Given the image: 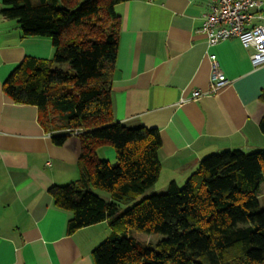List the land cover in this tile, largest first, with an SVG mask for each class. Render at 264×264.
<instances>
[{
  "label": "crops",
  "instance_id": "0c3cea01",
  "mask_svg": "<svg viewBox=\"0 0 264 264\" xmlns=\"http://www.w3.org/2000/svg\"><path fill=\"white\" fill-rule=\"evenodd\" d=\"M3 7L0 0V264H96L92 252L111 235L109 223L69 234L71 215L49 193L53 185L80 179L79 136L55 145L38 108L16 104L3 90L24 59L52 60L53 43L24 37L17 21L1 15ZM207 12L206 0H128L116 6L121 30L112 75L114 121L157 129L162 140L160 177L149 195L165 192L172 182L182 187L208 156L264 149V65L254 67L252 50L237 38L208 45L200 33ZM212 55L228 83L207 95ZM196 91L204 95L193 100ZM97 156L117 160L110 146L100 147ZM260 193L264 209V183Z\"/></svg>",
  "mask_w": 264,
  "mask_h": 264
},
{
  "label": "trees",
  "instance_id": "16d2710c",
  "mask_svg": "<svg viewBox=\"0 0 264 264\" xmlns=\"http://www.w3.org/2000/svg\"><path fill=\"white\" fill-rule=\"evenodd\" d=\"M126 1L3 0L1 15L17 21L24 37L48 38L55 49L50 61L24 59L4 93L37 107L57 146L68 131H82L80 179L49 189L55 206L71 215L69 234L109 223L111 235L92 252L96 264H264V149L208 156L182 187L172 182L138 202L159 180L162 140L157 129H129L113 118L116 6ZM104 146L115 150V163L98 158ZM129 231L164 238L142 246Z\"/></svg>",
  "mask_w": 264,
  "mask_h": 264
},
{
  "label": "built area",
  "instance_id": "2783aa9c",
  "mask_svg": "<svg viewBox=\"0 0 264 264\" xmlns=\"http://www.w3.org/2000/svg\"><path fill=\"white\" fill-rule=\"evenodd\" d=\"M208 12L200 33L208 45L215 46L232 38L241 41L245 49H251V62L254 67L264 65V21L254 24L256 19H264L260 14L262 0H206ZM211 76L207 95H216L227 83L215 56L210 57ZM204 93L196 91L193 100ZM71 136H79L82 131H68Z\"/></svg>",
  "mask_w": 264,
  "mask_h": 264
},
{
  "label": "rangeland",
  "instance_id": "374dc122",
  "mask_svg": "<svg viewBox=\"0 0 264 264\" xmlns=\"http://www.w3.org/2000/svg\"><path fill=\"white\" fill-rule=\"evenodd\" d=\"M98 195H100L101 197L108 199L109 195L105 192H100L97 191L96 192ZM148 192H146L144 195H142L139 199L138 202H140L141 200H143L145 197H149L150 195L148 194ZM126 207H122V210H125ZM131 235H133V238L140 243L142 246H149L150 244L154 245L156 242L162 240L164 238V236L161 235H146L143 233H139V232H135V231H131Z\"/></svg>",
  "mask_w": 264,
  "mask_h": 264
}]
</instances>
